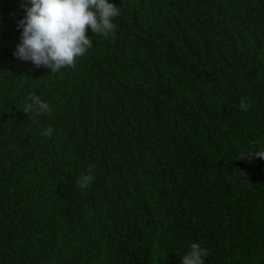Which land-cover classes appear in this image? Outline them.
<instances>
[{"label": "trees", "instance_id": "trees-1", "mask_svg": "<svg viewBox=\"0 0 264 264\" xmlns=\"http://www.w3.org/2000/svg\"><path fill=\"white\" fill-rule=\"evenodd\" d=\"M21 2L0 0V264H181L194 242L264 264V160L241 159L264 148V0H108L115 39L88 29L54 74L14 56Z\"/></svg>", "mask_w": 264, "mask_h": 264}, {"label": "clouds", "instance_id": "clouds-1", "mask_svg": "<svg viewBox=\"0 0 264 264\" xmlns=\"http://www.w3.org/2000/svg\"><path fill=\"white\" fill-rule=\"evenodd\" d=\"M20 7L25 15L17 22L21 35L14 56L21 61H31L36 68H48L52 74L64 68H75L78 59L93 47L88 29L95 36L114 40L117 30L114 20L121 14L120 8L108 0H22ZM27 100L30 103H25V114H52L49 104L35 93H30ZM240 107L247 111L250 102L242 99ZM53 131L49 125L41 135L51 137ZM250 157L264 160V148L241 159ZM91 173L90 166L88 174L78 177L81 189L90 187L95 180ZM208 255L206 248L194 242L181 257V264H205Z\"/></svg>", "mask_w": 264, "mask_h": 264}]
</instances>
